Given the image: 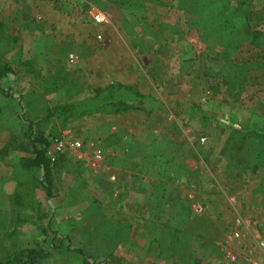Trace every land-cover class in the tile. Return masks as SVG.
Segmentation results:
<instances>
[{
  "label": "rangeland",
  "instance_id": "374dc122",
  "mask_svg": "<svg viewBox=\"0 0 264 264\" xmlns=\"http://www.w3.org/2000/svg\"><path fill=\"white\" fill-rule=\"evenodd\" d=\"M247 11L264 0H0L16 70L0 84V263L264 264V23ZM28 118L82 143L49 157L50 199L20 163Z\"/></svg>",
  "mask_w": 264,
  "mask_h": 264
},
{
  "label": "trees",
  "instance_id": "16d2710c",
  "mask_svg": "<svg viewBox=\"0 0 264 264\" xmlns=\"http://www.w3.org/2000/svg\"><path fill=\"white\" fill-rule=\"evenodd\" d=\"M245 23L248 28L253 29L257 26L264 23V11H247L244 12ZM260 53H256V51L252 52L250 56L247 57L246 62L251 61L254 58L260 57ZM16 70L12 68L9 64L3 63L0 61V84L4 78L10 75H14ZM96 92H102V89L95 90ZM99 98V97H95ZM107 100V99H106ZM100 105V106H99ZM109 106H111V101L107 100L106 102H76L73 104L65 105L63 107L58 108V112L65 116V118L70 116H82L85 114L91 113L95 109L110 111ZM134 107L133 105H129L128 102H118L114 109V112H122L129 110L130 108ZM57 112V113H58ZM29 124L30 134V155L24 156L21 158L20 163L21 166L26 170L36 169L40 172V186L42 187L43 191L46 194L48 199L53 197V181H52V166H51V159L47 155L46 148L48 146L49 141L47 138L42 134L36 131L34 126V122L28 118L26 119ZM8 146L3 150L7 152ZM178 199L179 197H169V200ZM176 202V201H175ZM80 254L86 255L84 249H77ZM34 253L31 251L29 255ZM37 255L30 256L29 260L22 261V258L8 260L5 262H1L0 264H30V262L35 261ZM108 259L111 264H125V260L123 257L115 255L114 253L108 254Z\"/></svg>",
  "mask_w": 264,
  "mask_h": 264
},
{
  "label": "built area",
  "instance_id": "2783aa9c",
  "mask_svg": "<svg viewBox=\"0 0 264 264\" xmlns=\"http://www.w3.org/2000/svg\"><path fill=\"white\" fill-rule=\"evenodd\" d=\"M92 20L96 24H106L108 23V17L105 13H103L100 10H95V11H90ZM96 38L98 40H102V34L98 33L96 35ZM82 147V143L79 140H68L63 137H54L49 140L48 146L46 148L47 155L51 158H55L56 156L60 155L61 153L65 152L67 149H80ZM104 157L103 149L102 147H96L94 149V161L95 163H100L102 162ZM115 178V177H113ZM232 258H235L232 256ZM248 264H260L257 261H251Z\"/></svg>",
  "mask_w": 264,
  "mask_h": 264
}]
</instances>
